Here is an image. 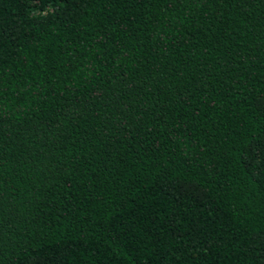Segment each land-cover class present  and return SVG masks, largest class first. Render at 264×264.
<instances>
[{
  "label": "trees",
  "instance_id": "16d2710c",
  "mask_svg": "<svg viewBox=\"0 0 264 264\" xmlns=\"http://www.w3.org/2000/svg\"><path fill=\"white\" fill-rule=\"evenodd\" d=\"M0 264H264V0H0Z\"/></svg>",
  "mask_w": 264,
  "mask_h": 264
}]
</instances>
